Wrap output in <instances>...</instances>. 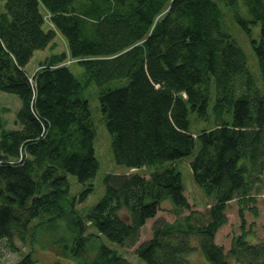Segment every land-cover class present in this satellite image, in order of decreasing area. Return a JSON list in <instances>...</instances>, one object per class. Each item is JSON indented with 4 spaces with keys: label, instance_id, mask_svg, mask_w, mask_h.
<instances>
[{
    "label": "trees",
    "instance_id": "16d2710c",
    "mask_svg": "<svg viewBox=\"0 0 264 264\" xmlns=\"http://www.w3.org/2000/svg\"><path fill=\"white\" fill-rule=\"evenodd\" d=\"M219 2L251 39L259 77L215 0H0V92L21 103L18 128L0 114V243L17 251L15 240L33 246L41 231L61 259L80 264H204L194 254L207 264H264V238L249 241L242 209L230 249L216 243L229 201L255 202L264 184V0ZM58 34L67 50L57 54ZM37 52L48 56L31 79L26 66ZM93 85L115 162L153 169L107 173L102 198L83 215L72 209L68 176L84 187L81 202L94 192ZM192 114L213 124L191 134ZM183 159L213 199L206 213L187 199L176 166ZM166 199L178 218L154 222L132 261L120 254L136 247ZM14 264H35L33 251Z\"/></svg>",
    "mask_w": 264,
    "mask_h": 264
},
{
    "label": "rangeland",
    "instance_id": "374dc122",
    "mask_svg": "<svg viewBox=\"0 0 264 264\" xmlns=\"http://www.w3.org/2000/svg\"><path fill=\"white\" fill-rule=\"evenodd\" d=\"M218 2L219 7H221L223 12V29H225L228 33L231 34V36L239 43L241 48L245 50L246 54V60H248V66L250 70L257 75L260 76V71L258 68V60H256V56L254 54V50L252 49L251 45V39L248 38L246 32L240 27V25L237 23L235 17H233L232 12L224 6L222 2H219V0H215ZM239 8L238 12L240 15H243L244 17L250 19V16L247 11V7L244 6L242 1L239 2ZM45 14V20H46V27H52L54 28V25L51 24V22L48 19V14ZM251 31H252V38L259 39L260 34V27L259 25H250ZM56 45L57 49H55V52L63 53L67 50L66 42L63 36L61 34H58V37L56 39ZM48 52V50H47ZM47 52L41 53L37 52L35 56L32 58L33 60L26 66V70L28 74L30 75V78L32 77L33 73L38 70L41 61L44 60V57L48 56ZM49 54V52H48ZM68 66L72 69L75 75H81L82 68H80L76 64V60L73 58H70L67 56ZM32 79V78H31ZM257 82L259 87L264 92V82L261 81L259 78H257ZM93 89V93H91V96L88 97L90 100V111H92V117L93 121L95 123V128L97 132V136L95 139V152L97 154L98 160L100 162V169L98 170L96 174V178L93 180L94 184V192L91 193L87 199L83 202L80 201L79 194L82 193L84 190V187H82L76 177H73L69 175V182H70V199L74 200L72 203V209H74L77 213L83 214L87 212V210H90L91 207H93L100 198H102V195L104 194V186H103V178L107 173L112 174H129L132 172H138L139 174L146 175L147 177L151 174L153 168L147 169V168H141V169H127L126 167L117 164L114 160V154L111 150V137L109 132L106 129L105 122L103 121L101 110H99V99L97 96V89L96 86L93 85V87H90ZM212 102L210 107V113H212ZM21 107V103L19 101L18 96L10 94V93H3L0 92V114H2L3 118L6 121V125L11 128L15 129L18 128L19 125L16 124V117H17V111ZM191 134H198L200 133L204 128H207L210 124H213V118L210 122H206L205 120H199L197 121V118L194 114L191 116ZM177 164V165H176ZM176 166L179 168V171L181 172L183 183L185 184V194L187 195V199L189 203L191 204V208L193 210H197L201 213H206L208 209L214 204L213 199L211 197H208L203 193V190L199 187V185L194 182L193 179V173L191 172L190 167V161L189 159H183L181 161L176 162ZM264 178V177H263ZM260 194L256 195L255 202H249L247 204H239L238 199H234L229 201V207L226 211L228 221L223 225L219 231L217 232L216 236V243L218 245H222L226 248V250L230 249V245L232 243V240L234 236L240 235L241 233V216L239 213V210L242 209L245 217V222L247 223L246 230L249 231L251 234L249 239L250 242L253 241H260L264 238V184L260 188ZM161 210L157 213L156 217L153 218V220L148 221L145 226L143 227V234L140 237V242L136 245V247L133 248H118L120 251V254H123L126 258H128L130 261L135 259V248H137L140 244H142L146 237H151V229L154 224V222L160 221V220H166L168 222H174L175 219L178 218L179 215H177L176 210L174 209L172 202L169 199H166L163 201V203L160 205ZM256 209L257 215L254 214L253 209ZM71 206L69 204L63 206L64 212L66 211L69 216H73L74 213L71 212ZM189 211L181 212L180 215L186 216ZM67 223V220L65 222H62V225H65ZM253 234V235H252ZM39 238L38 244H34V248L31 244H29V241H19L18 239L15 240L16 243L19 246V249L17 251H11L8 246L6 245L7 242H1L0 243V264H14L24 258V256L29 253L30 251H33L34 253V260L35 264H80L76 261H73L71 258L61 259L55 253L53 248H58V245L52 246L51 243L48 241H51L52 237L45 236L44 232H38ZM38 237V236H37ZM54 240V237H53ZM195 260H199L201 263L207 264L205 258L201 257L200 255L197 256V254L192 256ZM61 259V261H60ZM84 264L87 263V259H85ZM136 262V261H135ZM139 262V261H138ZM140 264H146L140 263Z\"/></svg>",
    "mask_w": 264,
    "mask_h": 264
},
{
    "label": "bare ground",
    "instance_id": "6f19581e",
    "mask_svg": "<svg viewBox=\"0 0 264 264\" xmlns=\"http://www.w3.org/2000/svg\"><path fill=\"white\" fill-rule=\"evenodd\" d=\"M92 186L94 187V184H93V182H92ZM94 189H95V187H94ZM80 195V194H79Z\"/></svg>",
    "mask_w": 264,
    "mask_h": 264
}]
</instances>
